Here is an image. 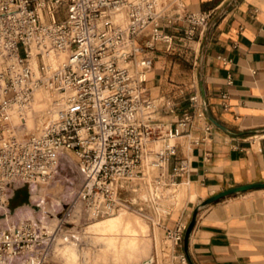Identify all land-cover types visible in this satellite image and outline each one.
<instances>
[{"label": "built area", "instance_id": "built-area-1", "mask_svg": "<svg viewBox=\"0 0 264 264\" xmlns=\"http://www.w3.org/2000/svg\"><path fill=\"white\" fill-rule=\"evenodd\" d=\"M213 16V10L182 13L168 0H0V208L16 188L55 182L73 166L78 187L68 211L77 205L78 220L102 217L122 204L123 186L141 180L145 166L174 158L195 120L209 133L199 90L188 95L186 110L164 120L178 103L151 98L147 82L155 54L171 52L177 32L179 40L201 37ZM42 87L59 96L61 108L27 130L16 109ZM189 168L182 158L172 176L185 177ZM43 219L0 224V264H43L55 237ZM186 229L179 223L167 230L174 246ZM177 257L187 263L183 252Z\"/></svg>", "mask_w": 264, "mask_h": 264}, {"label": "crops", "instance_id": "crops-1", "mask_svg": "<svg viewBox=\"0 0 264 264\" xmlns=\"http://www.w3.org/2000/svg\"><path fill=\"white\" fill-rule=\"evenodd\" d=\"M178 6L182 13L213 10L214 16L201 37L179 40L177 32L173 50H159L148 73L151 94L178 103L170 119L189 107L187 97L197 89L211 124L206 133L202 121L193 122L190 136L200 139L198 145L177 142L170 165L187 158L190 168L183 177L187 183L180 185L187 187L188 198L170 215L173 219L187 204L194 208L196 201L230 188L264 183V0H179ZM169 56L178 57L171 73ZM183 60L190 61L189 69ZM159 175L166 180L167 165ZM180 249L186 264H264V188L222 198L197 212ZM176 257L169 256L166 264Z\"/></svg>", "mask_w": 264, "mask_h": 264}, {"label": "rangeland", "instance_id": "rangeland-1", "mask_svg": "<svg viewBox=\"0 0 264 264\" xmlns=\"http://www.w3.org/2000/svg\"><path fill=\"white\" fill-rule=\"evenodd\" d=\"M168 1L179 3V0ZM190 45L193 47V42H190ZM187 51L190 53V50ZM169 57L172 59L169 67V73H171L173 62L178 61V57ZM182 62L184 69L191 67L190 61L183 60ZM148 90L151 98L161 97L152 95L149 87ZM38 109L40 107L35 108L34 106L37 113L45 111ZM168 118L165 117L164 120ZM170 162L167 164L168 175L164 187H170L173 181L180 182L183 180V176L178 178L172 176L173 167H171ZM77 177L76 169L71 166V169H64L55 182L35 187L27 185L18 187L9 199L7 208H0L1 225H6L8 222L16 221L22 217H28L35 221L44 218L42 225L47 228L51 226L54 236L58 234L53 251V240L45 247L43 264H143L146 260H148L147 264H166L169 256L173 255V249L176 256L182 252L180 247L174 246L173 241L167 235V230L173 229L179 223H186L188 227L195 208H198L197 212H200L211 204L203 205L206 199L200 202L196 201L194 208L192 204H187L180 211V215L173 219L169 214L175 213L174 210L185 204L188 198L187 187L173 186L171 199L168 200L171 202L170 204L163 203L158 207H150L139 199V197L144 199V192H140L139 197L137 196V190L142 187L139 182H135L134 186L133 183L125 184L120 196L122 203L127 205L129 210L96 220L97 222L91 226V230L86 231L85 229L82 232L81 243L78 245V251L75 252V249L69 246L70 244H62L64 233L81 231L91 221L84 215L78 222H72L69 219L71 214L68 207L72 206L75 190L78 187ZM141 180L143 181V179ZM150 183L152 186L159 185L154 180ZM236 194L239 192L224 198ZM2 212L10 213L2 215ZM126 214L129 215V221L123 222L120 216ZM52 218H56L57 221L53 223ZM109 218H113V220L109 222ZM48 230L50 229L48 228ZM179 249L181 251H178ZM172 261L175 264L178 257Z\"/></svg>", "mask_w": 264, "mask_h": 264}, {"label": "bare ground", "instance_id": "bare-ground-1", "mask_svg": "<svg viewBox=\"0 0 264 264\" xmlns=\"http://www.w3.org/2000/svg\"><path fill=\"white\" fill-rule=\"evenodd\" d=\"M33 65L35 67L36 62H33ZM59 99L60 98L58 95H55V94L52 95L48 89L42 87V88L37 89L34 92L32 100L30 101V103H28L26 105V107L25 106L23 107L22 105H20L16 109V111L19 112V114L24 118V121H25L24 125H25L26 129L27 130H31V129L35 130V129H38L40 127L42 120L45 121L51 117H54L58 113V111L61 108V105L59 103ZM34 106H35V108H37V106L40 107V109H38V110L44 109L45 111L37 113L34 110ZM17 112L14 113V123H16V124L19 123V119H18L19 114ZM181 139L185 140L189 145H191V137L181 136V137H179L178 140H181ZM175 143H176V140H170L167 145L173 146ZM161 145H163V141H159L156 144V148H158ZM164 166L165 165H163L159 168L158 167H150L149 165L145 166L144 167L145 174H144V177L142 178L143 181L142 180L133 181V186H134L135 182H139L140 185H142V187H140V189L137 190V196L139 197L140 192H144L145 195H147V196L144 195L143 200L140 197H139V199L144 204H146L147 206H150V207L157 206L158 207L160 205H163V203L170 204L171 202H169L168 200L171 199L170 192L173 189V186H180V185L187 183V178H184L180 182L173 181L171 183L170 187H164L166 185V180H163L159 175L160 170ZM152 180L156 181V184H159V185L158 186L157 185L152 186L150 183V182H152ZM125 210H129V209H128L127 205L122 203L117 209L111 211L107 215H103L102 217L90 216L88 219H90L91 221H89L81 231H78L76 233H74V232L64 233V239L62 241V244L63 243L64 244L65 243L70 244L69 246L73 247L75 249V252H77L78 251L77 250L78 245H79V243H81L82 232L85 231V229H86V231L91 230L90 228L92 225H94L97 222L96 220L104 218V217L114 216V215L121 213ZM171 214L172 213H170L169 216ZM78 217H79V207L76 205L75 209L73 210V212L69 216V219L72 220V222H78ZM128 217H129V215L127 216V214L121 215L120 219L123 222H126V221L128 222L129 221ZM108 220L110 222L111 220H113V218H109ZM51 221L53 223H55V221H57V219L52 218ZM48 228L51 231H53L51 226ZM57 237H58V234H56V236L54 237V240L52 243V251H53V246L55 244ZM58 240H61V239L58 238ZM172 253L174 254V249H173ZM78 256H79V254H78ZM175 257H176V255H175ZM51 258H52V252H51ZM147 261L148 260L143 262V264L147 263ZM184 264H186V263H184Z\"/></svg>", "mask_w": 264, "mask_h": 264}, {"label": "water", "instance_id": "water-1", "mask_svg": "<svg viewBox=\"0 0 264 264\" xmlns=\"http://www.w3.org/2000/svg\"><path fill=\"white\" fill-rule=\"evenodd\" d=\"M255 188H264V183L248 184V185H244V186H238V187L230 188L228 190L222 191V192H220L218 194H215V195L207 198L203 205L215 202L217 200H220V199L224 198L225 196H228V195H231V194H234V193H237V192L247 191V190L255 189ZM197 211H198V208H195V210L193 212V217H192V219H191V221H190V223H189V225H188V227L186 229V232H185V235H184L185 244L187 243L189 234H190V232H191V230L193 228V225H194V222H195V215H196ZM147 263H145V264H147Z\"/></svg>", "mask_w": 264, "mask_h": 264}]
</instances>
